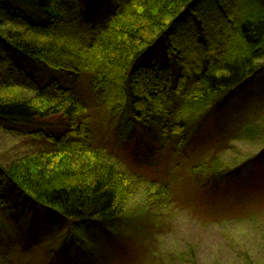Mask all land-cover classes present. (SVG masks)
<instances>
[{
    "label": "trees",
    "instance_id": "1",
    "mask_svg": "<svg viewBox=\"0 0 264 264\" xmlns=\"http://www.w3.org/2000/svg\"><path fill=\"white\" fill-rule=\"evenodd\" d=\"M263 61L264 0H0V68L14 69L9 80L0 76V121L30 126L59 119L33 133L50 150L2 170L5 189L25 213L39 209L56 222L105 227L124 211L128 181L94 144L77 94L83 78L106 108L149 135L188 84L185 100L193 105L224 106L264 73ZM171 132L180 136L173 158L181 157L186 135L179 125L164 126L166 143ZM202 168L190 175L213 192L235 175ZM139 177L152 207L168 210L172 176L160 186Z\"/></svg>",
    "mask_w": 264,
    "mask_h": 264
},
{
    "label": "rangeland",
    "instance_id": "2",
    "mask_svg": "<svg viewBox=\"0 0 264 264\" xmlns=\"http://www.w3.org/2000/svg\"><path fill=\"white\" fill-rule=\"evenodd\" d=\"M10 71L0 68L1 78L3 73L12 78ZM89 80L83 78L77 94L94 144L126 175L124 211L99 228L80 220L56 222L39 209L25 213L0 178V264H264V73L224 106L211 108L185 100L188 84L171 105L172 114L149 135L121 111L106 108ZM21 92L31 96L13 91ZM58 122V117L30 126L0 121V175L50 150L52 144L33 133ZM174 125L188 141L187 152L175 158L178 133L171 132L168 143L162 140V128ZM200 165L204 173L212 167L235 169V175L213 192L190 175ZM140 175L157 180V186L172 176L168 210L152 207Z\"/></svg>",
    "mask_w": 264,
    "mask_h": 264
}]
</instances>
